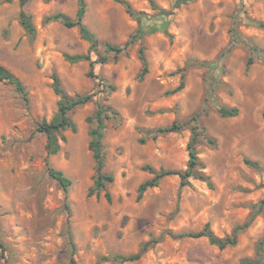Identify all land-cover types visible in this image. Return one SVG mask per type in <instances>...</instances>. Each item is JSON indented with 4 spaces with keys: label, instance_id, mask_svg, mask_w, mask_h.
<instances>
[{
    "label": "rangeland",
    "instance_id": "obj_1",
    "mask_svg": "<svg viewBox=\"0 0 264 264\" xmlns=\"http://www.w3.org/2000/svg\"><path fill=\"white\" fill-rule=\"evenodd\" d=\"M123 1L140 23L116 0H84L83 24L99 41L91 60L106 58L88 77L89 62L64 55L87 54L89 44L76 27L50 20L74 19L79 0H30L33 38L19 25V1L0 0V66L26 92L0 82V264H247L260 248L264 264V29L252 23L264 22V0H153L156 10L148 0ZM130 40L120 54L106 50ZM140 49L148 66L142 81ZM54 75L70 96L96 95L70 113L76 130L48 155L36 128L57 113ZM100 103L118 114L104 137L103 172L113 182L90 194L96 164L88 119ZM219 106L238 116L220 117ZM173 124L175 132L157 131ZM195 125L207 136L197 153L210 183L190 178L180 187L171 175L138 199L139 185L153 177L146 167L187 169ZM46 164L70 181L66 191ZM244 224L237 245L223 250L204 237H178L209 225L225 238ZM148 242L137 262L111 260Z\"/></svg>",
    "mask_w": 264,
    "mask_h": 264
},
{
    "label": "trees",
    "instance_id": "obj_2",
    "mask_svg": "<svg viewBox=\"0 0 264 264\" xmlns=\"http://www.w3.org/2000/svg\"><path fill=\"white\" fill-rule=\"evenodd\" d=\"M10 1V0H7ZM20 13H19V25L25 32L27 36L33 38L35 36L36 30L34 24L32 22L31 17L26 13L25 6L29 3L30 0H18ZM119 4H121L128 15L134 17L139 23L141 22L140 15L134 12L130 5L123 1V0H116ZM151 7L156 10V6L154 5L153 0H148ZM86 11V5L84 0H79L78 2V10L76 12L75 18H69L68 16L58 13L53 15L50 20L57 21L61 23L65 28L70 29L76 27L79 31V35L81 39L86 41L89 44V48L87 54L84 55H64V58L69 63H79L83 61H87L90 64V70L88 72V77H94L93 74V66L96 63H105L106 58L100 57L97 61H92L90 54L96 51L99 41L93 35L87 27L83 24V19ZM165 14L166 12H162ZM254 25L260 29H264V22H252ZM237 35V34H235ZM132 44V41L126 42L121 47L106 45V50L110 52H114L115 54H120L128 49V47ZM139 60L142 64L141 71L137 77L138 81H142L145 75L148 73V66L145 60L143 50H139ZM247 64H250V59L248 60ZM0 82H6L9 85H12L15 90L25 97L26 92L23 84L21 81L16 78L11 72L0 66ZM99 86L103 88L104 91L107 93L113 92L114 87L108 85L103 80L99 81ZM184 88V83L181 82L180 85L173 91V93H177ZM52 89L54 94L59 98L57 103V113L52 119L51 122H42L36 128V132L43 133L46 136V152L48 155H56L61 149V142H65V137L63 133L67 130L74 132L76 130V125L70 119V113L78 107H81L93 100L95 97V93L87 94V95H68L62 88L60 79L57 75L53 76V84ZM218 114L222 118H234L238 116V109L237 108H227L224 106H219L217 110ZM117 112H115L110 106L106 104H98L97 108L92 116V118L88 119L90 124H93V127L89 131V136L91 138L90 141V150L93 154V159L95 161V178H94V185L91 191L89 192L92 194L94 191L98 194L100 191L104 190L106 185L113 182V176L103 172L104 168V137H105V130H106V123L111 118V116H117ZM196 121V119H194ZM177 126L173 124L170 127L162 128L157 130L159 133H170L177 131ZM206 134L204 130L199 128L197 125L191 128V138L187 145V152H188V165L185 171L181 170H159L156 171L153 168L146 167L145 169L152 174V178L146 180L138 187V199H140L143 194L150 188H154L158 186L160 180L167 176L175 175L178 176L180 179V187H185L189 184V179H197L200 181H204L210 183L209 177L205 176L203 173L204 166L201 163L198 153L197 147L199 145L200 138H206ZM210 144H213V140H209ZM245 164L252 168H259L258 164L251 162L249 160H245ZM46 170L50 178L55 180L65 191L67 190L68 186L70 185V181L63 175L62 172L57 171L46 164ZM105 197L109 200V195L106 193ZM260 207L264 206V199L260 202ZM247 227V224H244L242 227L236 228L229 237L225 238H218L216 237L213 232L211 231L209 225H205L201 231L195 233H187L181 234L178 237H187V238H206L209 243L219 250L226 249L228 247H234L238 243V233ZM262 241L259 244L262 246ZM150 243H145L137 253L132 255H113L111 260L117 261L119 263H133L137 262L141 259L143 254L146 252ZM1 249V257L4 258L2 252V245L0 244ZM257 260L253 261H246L247 264H260L261 260V248L257 251L256 254ZM6 264V262L4 263Z\"/></svg>",
    "mask_w": 264,
    "mask_h": 264
}]
</instances>
